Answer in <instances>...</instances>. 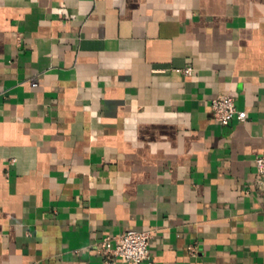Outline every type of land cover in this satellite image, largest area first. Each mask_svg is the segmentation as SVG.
<instances>
[{
  "label": "crops",
  "instance_id": "obj_1",
  "mask_svg": "<svg viewBox=\"0 0 264 264\" xmlns=\"http://www.w3.org/2000/svg\"><path fill=\"white\" fill-rule=\"evenodd\" d=\"M258 156L264 0H0V264H264Z\"/></svg>",
  "mask_w": 264,
  "mask_h": 264
},
{
  "label": "built area",
  "instance_id": "obj_2",
  "mask_svg": "<svg viewBox=\"0 0 264 264\" xmlns=\"http://www.w3.org/2000/svg\"><path fill=\"white\" fill-rule=\"evenodd\" d=\"M192 69L186 70L191 74ZM33 81V85L36 86ZM213 117L218 125H229L234 119L245 120L247 114L238 110L236 100L231 95H219L211 101ZM257 177H264V156L256 158ZM154 238L151 231H127L117 237H106L95 244V249L100 256L105 258L120 259L127 264H144L149 259V251ZM189 251L196 254V248Z\"/></svg>",
  "mask_w": 264,
  "mask_h": 264
}]
</instances>
